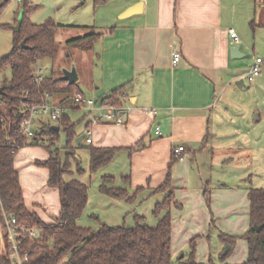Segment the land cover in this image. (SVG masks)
Listing matches in <instances>:
<instances>
[{"label":"crops","instance_id":"1","mask_svg":"<svg viewBox=\"0 0 264 264\" xmlns=\"http://www.w3.org/2000/svg\"><path fill=\"white\" fill-rule=\"evenodd\" d=\"M80 1L82 3L75 10L83 6H87V10L78 12L74 23L67 26L62 22L57 24L63 26L57 34L58 47L60 41L67 43L86 33L76 27L115 29L112 33H105L89 49L74 47V55L63 51L72 64L64 67L77 70L76 83L86 96L100 100L119 90L117 95L124 93L127 97L124 106L132 110L126 116L124 125H95L91 144H87L85 138L81 144L77 143V138L85 134L87 128V111H67L71 121L77 123L76 143L80 147L76 148V154L84 173L77 172L76 161L71 159L70 173L64 178L66 181L79 180L89 187L88 203L77 223L91 229H97L100 222L112 227H133L135 217L139 216L144 217L149 226L155 227L158 222L153 215L155 205L162 202L167 193L153 194L152 189L165 181L176 146H184L189 152H185L183 161L174 163L172 167L171 179L175 190L177 179H183L181 174L188 171L190 166L187 158L195 156L190 151V145L202 143L201 149L208 146L211 112L216 108L218 94L225 92L231 81H239L243 77L237 68V58L231 55V48L239 46V58L255 49L258 31H264V0H108L99 5L95 4V0H64L59 11L67 6L73 8ZM58 2L55 1L56 4ZM138 4H142L140 13L122 17L124 12ZM11 9L0 17L3 40L0 59L8 55L13 47L12 31L8 32L2 27V24L14 23L15 6ZM231 29L237 33L239 41L231 37ZM175 49L182 56L176 65L173 64ZM61 52L58 58L62 56ZM40 65L45 69L43 62ZM46 76L62 78L63 72L58 76ZM63 99L62 96H53L51 101L60 105ZM143 108L155 109L157 114H144L141 111ZM46 124L47 121L37 118L35 131ZM157 126L161 129V136L155 134ZM64 139L63 146L66 143L65 134ZM29 146L37 145L30 143L22 147L14 160L25 204L44 222H55L60 215V194L48 185L49 171L37 165L49 159L50 154L27 149ZM87 146L120 150L108 166L91 174V154ZM62 149L61 154H65ZM131 149L135 150L132 155L129 153ZM104 176L114 177L116 182L113 186L127 189L129 195L140 187L144 191L132 204L126 198H109L99 191ZM126 176L131 178L130 184L121 180ZM201 187L184 189V202L177 199L176 191L174 193L175 201L181 203L183 208L172 209V255L179 250L176 252L175 247L177 231L182 234L183 242L188 244L194 238L205 237L217 220L216 209L213 208L212 212L210 207L208 210ZM249 205L248 199L246 214L249 221L239 232H244L243 235L250 228ZM94 216L100 221L95 220ZM214 228L227 236L239 235L229 227L221 226L220 229L215 225ZM4 239V223L0 215V257L8 253ZM246 245L248 250L247 241ZM197 250V262L205 264L198 260Z\"/></svg>","mask_w":264,"mask_h":264},{"label":"trees","instance_id":"2","mask_svg":"<svg viewBox=\"0 0 264 264\" xmlns=\"http://www.w3.org/2000/svg\"><path fill=\"white\" fill-rule=\"evenodd\" d=\"M11 2L0 0V16L6 6ZM108 0H95V4H104ZM15 14L13 24H5L4 29L13 32V47L11 52L0 59V75L10 72V79L5 78L0 94V215L4 223V215L13 216L19 225L27 229L36 228L40 236L35 240L22 239L23 252L29 256V264H200L196 259V243L191 242V252L186 256L173 259L172 235L173 218L172 209L183 208L182 204L175 201V188L172 185V167L178 160L173 156L169 164L165 181L157 188L152 189L153 194L167 193L162 202L155 205L153 215L158 219L157 225L151 227L144 217H135L133 227L108 226L100 222L97 229L81 227L77 221L82 216L88 203L89 187L79 180L66 181L64 176L70 173V160L76 161L77 172L84 173L80 158L77 157L76 143L77 123L71 121L67 113L61 115V121L53 129L52 124H46L36 131V137H50L47 148L50 158L37 165L49 171L48 185L57 189L60 194V215L55 222L47 223L31 212L25 204L23 188L19 173L14 167L17 152L21 149L25 137L22 133L21 122L27 114L26 107L39 104L46 92L51 96L64 95L63 104L70 105L68 100L75 94L82 93L75 83L70 85L61 78L47 77L40 84L33 82L34 68L45 60H56L59 56L57 34L63 26L49 20L37 25L29 20V14L37 6L31 0H23ZM22 17L20 26L16 29L19 18ZM86 33L69 40V47L89 49L94 42L105 33H112L114 27L98 30L94 27H76ZM25 42V46L22 43ZM118 91L100 101H110L120 104ZM71 111L79 108L71 106ZM88 126V122H87ZM66 135V143L62 155L56 146L60 134ZM90 150V173H96L108 166L114 159L117 148H97L87 146ZM131 155L135 151L130 150ZM125 184L131 183V178L126 176L121 179ZM116 179L112 176L102 177L99 191L112 199H125L134 203L138 195L144 191L143 187L129 195L127 189L113 186ZM204 197L210 208V196L205 191ZM250 228L243 235L248 243V259L242 264H264V227L257 232L255 226L264 225V188H251L248 192ZM100 221L98 217H93ZM214 224V222H213ZM222 234V233H221ZM222 241L233 244L236 237L222 234ZM228 252L224 254V257ZM8 253L0 257V264H10Z\"/></svg>","mask_w":264,"mask_h":264},{"label":"rangeland","instance_id":"3","mask_svg":"<svg viewBox=\"0 0 264 264\" xmlns=\"http://www.w3.org/2000/svg\"><path fill=\"white\" fill-rule=\"evenodd\" d=\"M55 1L33 0L32 4L37 8L29 14V20L37 25L51 20L55 24L62 22L67 26L76 21L78 12L87 10V6L78 8L79 11L75 10L82 3L80 1L73 8L66 4L67 7L59 11L64 0H59L57 4ZM21 5L11 0L2 14L12 10V6H15L14 13L16 14ZM15 28L17 29V25ZM2 43L0 34V50ZM59 47L62 51L61 57L56 60L43 61L46 75L58 76L71 64V59L63 54L67 51L66 54L74 55L76 49L67 46L64 41H60ZM257 56H260L264 62V31H258L255 49L246 52L245 57L237 58V68L243 73L241 80L244 81V86L239 87L238 80L231 81L225 92L218 94L216 108L211 112L210 135L207 138L209 144L205 149L204 147L201 149L202 143L197 146L190 145L192 148L190 151L195 156L187 158L186 162L190 164L188 171L185 170L181 174L183 179H177L175 185L177 186L176 197L182 202L186 199L184 189L189 190L195 187L198 189L202 186V190L210 196L212 212L213 208L216 209L215 212L218 215L217 220L215 218L216 224H212L205 237L195 239L197 252L199 251L198 260L204 261L205 264H222L223 262L240 264L248 259L246 240L243 238L244 232L239 233L249 221L246 214L248 212L247 192L251 188H264V63L259 76L255 77L253 82L247 81V74ZM65 65L67 67H64ZM5 78L10 79V72L7 71L0 75V87L3 86ZM59 96L64 97L61 94L55 95V97ZM52 125L55 124L52 123ZM64 142V134L61 133L58 140L60 149L65 146H63ZM30 148L37 152L48 153L45 147H27V149ZM215 225L220 229L221 226L229 227V230L239 234L236 235L235 242L229 244L222 241L220 238L222 234L214 228ZM177 232L175 247H177L176 252L179 250L177 254H173V259L182 255L187 256L191 252L192 241L186 244L183 242L182 234ZM227 252L228 255L224 257Z\"/></svg>","mask_w":264,"mask_h":264},{"label":"built area","instance_id":"4","mask_svg":"<svg viewBox=\"0 0 264 264\" xmlns=\"http://www.w3.org/2000/svg\"><path fill=\"white\" fill-rule=\"evenodd\" d=\"M17 3H22L23 0H15ZM230 35L234 41H239L237 33L231 29ZM181 53L178 49L173 51V64L176 65L181 61ZM262 58H256L255 63L250 68L247 75V81L253 82L254 78L259 76L262 72ZM46 78L45 69L43 66L38 64L34 68V78L33 82L40 85ZM52 96L50 93L46 92L42 98V102L39 104H33L26 107L27 114L23 117L21 122L22 133L25 140L22 146H26L30 143H34L37 146L50 145V137H36L35 131V120L41 118L42 120L48 119L47 123L58 125L61 121V115L67 113L71 106L87 111V122L88 126L86 128L84 138L87 144L92 143L93 127L101 123H111L115 125H124L125 118L128 116L132 110L129 106H124L127 97L124 93H119L118 99L120 104H114L112 102H102L95 98H90L83 93H78L72 96L69 102L70 105L66 104H54L51 101ZM141 111L144 114L156 115L157 111L155 109L143 108ZM155 134L161 136L162 132L159 126L155 129ZM186 149L184 146H176L173 149V156L178 161H183L185 159ZM4 215V240L5 247L7 249L8 255L10 256V264H29V256L27 253L23 252L22 239L29 238L30 240H35L40 236V231L36 228L27 229L26 227L19 225L17 219L13 216Z\"/></svg>","mask_w":264,"mask_h":264},{"label":"water","instance_id":"5","mask_svg":"<svg viewBox=\"0 0 264 264\" xmlns=\"http://www.w3.org/2000/svg\"><path fill=\"white\" fill-rule=\"evenodd\" d=\"M9 0H5V2H8ZM142 7V4H138L136 6H133L131 8H129L126 12H124L122 17H127V16H131L137 13H140V8ZM22 21V17L19 18L18 24H17V28L20 26ZM22 46H25V42L22 43ZM239 46H233L231 48V55L233 58H239L241 56L240 51H239ZM63 81L68 82L70 85H73L77 82L78 80V74H77V70L75 68H72L71 70L65 69L63 71V77L61 78ZM237 85L239 87H243L244 86V81L243 80H239L237 82ZM4 91L3 87H0V94H2ZM69 102H72V100L70 99ZM53 129L55 131H59V127L57 126H53ZM84 138V134H82L81 136H79L77 138V143L81 144L82 139ZM264 227V225H259V226H255V229L257 232H259L262 228ZM183 257V255L181 256Z\"/></svg>","mask_w":264,"mask_h":264}]
</instances>
